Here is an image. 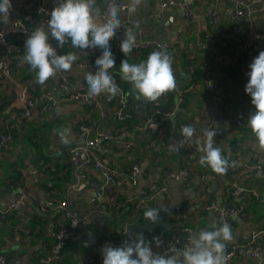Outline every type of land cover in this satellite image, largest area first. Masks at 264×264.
<instances>
[{
  "label": "crops",
  "instance_id": "1",
  "mask_svg": "<svg viewBox=\"0 0 264 264\" xmlns=\"http://www.w3.org/2000/svg\"><path fill=\"white\" fill-rule=\"evenodd\" d=\"M107 1L95 0L99 14ZM116 1L130 3V0ZM236 1H199L192 8L196 17L194 21L179 7L162 9L160 0H141L137 11L129 15L119 12L121 27L127 22L136 41L174 42L181 39L182 42V46L176 45L166 51L172 57L177 87L161 96L162 108L175 106L176 94L181 87L194 85V89L185 95L184 102L174 116L159 122L155 131L143 129L144 118L155 102L137 100L132 85L123 81L120 75L122 60L127 58L129 63L138 64L145 61L153 51L141 50L127 57L124 54H114L115 67L110 73L123 91L128 93L133 118L123 122L110 118L101 122L98 113L81 102L63 103L50 113L39 116V105L27 109L16 100L17 86H36L39 92H43L57 88L60 78H66L73 86H78L86 83L85 74L89 73L76 66V62L82 58L83 50L73 48L70 43V46L66 44L56 50L59 55L78 52L80 56L71 70L59 71L55 77L40 85L35 82V72L20 59L26 52L24 46L27 38L21 40L23 52L14 59L11 79L4 83L0 94V103H3L0 133L3 132L6 117H15L12 121L13 140L6 153L0 157V202L12 200L16 196L17 187H25L28 196L24 212L14 213L6 219L0 218V256L5 259V264H38L40 259L50 253L53 245L52 233L56 227L66 225V222L58 209L49 208L42 213L38 210L37 203H47L49 200L58 202L67 196L74 208L88 216L89 222L85 229L67 243L60 264H103V246L100 245L102 241L115 240L118 247L126 240L139 238L138 233H127L125 226L140 212L136 214L130 209L124 212L115 211L111 201L114 198L131 201L142 199L141 191L151 193L156 187H164L166 192L158 193L147 205L150 208H168L167 212L161 210L159 215L164 216L166 223L182 225L169 232L156 230L154 235L146 234L144 239L152 243L156 252L159 247L154 238L168 239L176 232L185 230L190 242V237L195 232L201 229L211 231L213 224L219 226L217 212L208 207L211 204L219 207L226 201L230 205L239 204L238 200L231 202L226 199V191L232 187H243L256 189L259 197L246 201L244 213L230 219L233 239L229 242L246 245L251 240L252 233L258 232L255 244L260 256L264 257V150L258 146L247 120L242 127H237L234 123L237 113L244 112L249 117L255 111L250 95L244 90L252 58L245 55L238 45L250 42L264 47V4L256 8L249 18H233ZM37 2L11 0L10 15L0 25L7 26L17 21L21 12L33 14ZM59 3L60 0L56 5L50 7L48 4L47 7L52 10ZM212 14L217 19L215 25L210 21ZM216 29L221 31L216 39L202 41L204 35L214 34ZM34 30L35 27L31 32ZM115 37L118 42L125 38L122 28L117 30ZM200 40L202 46L197 44ZM223 42L226 47L221 48L220 52L226 57L222 63H216L213 61L212 50ZM50 43L54 47L57 45L54 41ZM204 61L210 64L209 69H203ZM218 65L227 68L234 75L226 83H222L223 76L215 77L216 89L211 93L206 89L205 81ZM194 70L204 72L203 81H194L195 78L191 76ZM111 102L107 94L102 95V104L105 107H111ZM216 109H221L223 121H218ZM81 124L88 127L87 133H81ZM186 125L196 130L190 140L191 150L171 151L169 145L177 144L181 129ZM122 127L127 132L125 139L133 144L132 149L126 153L117 144ZM65 128L70 129V143L67 145L61 143L59 136V132ZM205 130L217 131V136L214 137L215 146L221 149L222 156L228 163L235 162V168L230 174L216 173L209 166L201 165L200 158L203 153L198 149L205 140ZM99 131L105 133L104 141L100 146L91 149V152L97 159L115 168L122 179L121 183L106 184L104 175L94 169L90 159L86 164V173L92 184L80 191L69 190L74 180L73 167L65 169L63 163L70 160L67 156L70 148L84 145L87 140L94 139ZM238 143L241 145L240 157L235 155ZM135 163L139 165V170L135 176L137 183L133 185L129 175ZM182 168L190 172L188 181L167 177L168 172ZM95 184L104 185V194L100 202L93 205L91 201L95 195ZM145 221L147 220L143 222ZM257 263L241 249L228 264Z\"/></svg>",
  "mask_w": 264,
  "mask_h": 264
},
{
  "label": "built area",
  "instance_id": "2",
  "mask_svg": "<svg viewBox=\"0 0 264 264\" xmlns=\"http://www.w3.org/2000/svg\"><path fill=\"white\" fill-rule=\"evenodd\" d=\"M37 4L34 8L33 14L21 12L19 14L18 20L12 22L7 26L0 25V94L1 89L8 80L11 79V72L13 68L14 59L17 56H20L23 52L22 41L26 39L28 35L31 34L33 27L41 26L47 31V21L50 19L49 13L51 12L52 6L58 3V0H37ZM202 0H160V5L162 9L168 7H179L184 14L191 20H195V15L192 11L193 6ZM51 5L47 7V5ZM234 11L232 13L233 18H249L252 13L260 5L264 4V0H237L234 3ZM115 6L119 12L129 15L131 12L128 11V3L118 2L116 0H108L105 4L104 9L97 17V23H103L107 19V13L110 7ZM216 16L211 15L210 21L213 25L216 23ZM122 30L124 32L130 31L129 25L127 22L122 24ZM220 29H216L214 34H206L203 36L206 41H212L220 35ZM50 41L56 42L53 38H50ZM202 41L197 42L198 45L202 46ZM57 43V42H56ZM111 51L114 49L120 48V42L116 41L114 37L110 42ZM182 46L181 39L174 42L169 41H136V44L130 54L137 53L141 50H151V51H167L174 48L175 46ZM226 43L223 42L218 47H214L212 50L213 61L216 63H222L226 55L220 52L221 48H225ZM241 51L253 59L259 54L260 51L264 50L263 45H255L250 42H244L238 45ZM121 51V50H120ZM122 53V52H121ZM102 54V50L98 47L95 49L89 48L83 50L82 58L76 62V66L79 69H84L88 72L95 73L96 65L95 60ZM123 54V53H122ZM209 63L204 61L202 67L209 69ZM173 68V67H172ZM174 75L176 71L173 68ZM227 68L220 67L219 65L215 67L210 77L205 81L206 89L213 93L216 89L215 77L223 76L224 80L222 83H226L228 79L233 76ZM116 84L119 88V92L115 97L111 98V107L107 108L102 104V95L97 97L88 96V85L86 83H81L78 86H73L66 78H60V82L55 89L45 90L39 92L36 86L30 88L19 87L17 86L16 100H18L24 108H31L33 106L39 105V116H42L46 113H50L55 108L63 103L70 102H81L86 105H89L93 108L94 111L98 113L99 119L101 122L107 121L110 118L114 120L123 122L127 119H132L133 116L130 113L131 104L127 101V95L121 88V85L118 81ZM194 89V85L189 86L185 89H181L176 94V104L171 110L163 111L161 107V97L155 103L152 104L150 110L147 112L144 118V128L150 130H156L159 126L157 119L173 117L176 113V110L184 102L185 95ZM58 92V94H57ZM109 109V110H108ZM26 111V110H25ZM28 110L26 111V113ZM216 115L218 121H223L224 117L222 115L221 109H216ZM23 117H25L23 115ZM14 115H8L4 120L3 132L0 133V157H2L9 148L10 143L13 140V131L14 126L12 121L14 120ZM248 115L244 112H239L234 118V123L237 127H242L247 120ZM156 125V127H155ZM209 129V128H207ZM81 133H87L88 127L81 124L80 126ZM125 127L120 128L119 137L120 140L117 142L118 148L122 151H127L132 149V142L125 139L126 136ZM196 134V130H195ZM105 138V133L99 131L94 139L87 140L84 145L71 147L69 150L71 156V163L73 167V176L74 180L71 183L69 190H83L86 186L92 184L91 178L86 173V164L92 159V166L95 170H98L104 175L105 183L109 185L120 184L122 179L120 178L119 173L112 166L106 164L100 159H97L94 154L91 152V149L101 145L102 140ZM153 142V141H152ZM151 145V144H150ZM147 145V147H150ZM190 140L185 141L182 135L179 136L178 142L176 144V152L188 151L191 150ZM76 153H82L86 157V161L80 163V157H75ZM236 157L241 156V145L237 144L235 150ZM88 161V162H87ZM235 168V162H230L227 164L226 174H230ZM139 170V165L136 163L132 165L131 173L129 175V180L133 185H136V173ZM34 174L36 172L34 171ZM167 177L172 180H185L190 179V172L187 169H179L176 171H171L167 173ZM94 197L92 199L93 205L100 202L104 194V185H93ZM166 189L164 187H156L153 192L149 193L146 191H141L142 199L124 200L114 198L111 201V206L115 211L124 212L130 209L134 213L144 212L147 208H150L147 203L152 202L158 193H165ZM27 191L25 187H17L16 196L9 201L0 202V218L6 219L8 216L14 213H22L26 210V199ZM259 193L256 189L248 188H239L232 187L226 191V199L232 201L238 200L239 204L230 205L227 201L217 207L214 204H211L208 209L215 210L219 219V226L223 222H227L230 226V219L236 218L244 213V203L250 199H257ZM37 208L40 212L44 213L49 208L58 209L63 215L66 225H61L55 228V231L52 233L53 245L50 249V253L46 257L40 259L38 264H60L62 260V252L67 243L76 237L82 229H85L88 225L89 218L87 215L80 213L74 206L70 198L67 196L64 200L54 202L49 200L46 202H38ZM142 212V213H143ZM143 215V214H142ZM232 229V226H231ZM187 231H180L173 234L170 238L165 239L158 237L160 241L159 251L156 252L153 249L152 243L151 247L154 253L157 254H172L168 248L170 245L173 247L183 250L187 245H189V237L186 233ZM258 232H253L251 240L246 245L232 244L230 242L226 243L225 255L228 257L227 264L236 257L238 252L241 249H244L245 253L251 258L256 260L257 264H264V257H261L259 251L255 244V238L257 237ZM106 244H111L114 247H117V241L115 240H104L100 245L105 246ZM0 264H5V259L0 256Z\"/></svg>",
  "mask_w": 264,
  "mask_h": 264
},
{
  "label": "clouds",
  "instance_id": "3",
  "mask_svg": "<svg viewBox=\"0 0 264 264\" xmlns=\"http://www.w3.org/2000/svg\"><path fill=\"white\" fill-rule=\"evenodd\" d=\"M140 3L141 0H130L128 11L135 13ZM11 9V0H0V22L8 19ZM49 15L48 30L45 31L41 26L35 27L27 36L24 46L26 52L20 57L22 62L35 72V82L44 85L50 78L55 77L57 72L71 70L80 56L78 52L59 55L56 50L57 47L63 48L70 41L71 46L77 50L97 47L102 50V54L95 60V73L85 74L88 96L107 94L109 99L115 97L119 88L110 73L115 67V57L109 42L121 28L119 10L115 6L110 7L105 22L97 23L99 9L95 7V0H60L59 5L55 6ZM124 37L120 50L127 57L136 44V37L131 31L124 32ZM50 38L57 42L56 47L50 43ZM249 68L248 82L244 90L250 95L255 111L247 119L248 127L260 149L264 150V50L253 59ZM120 75L123 81L132 85L135 98L143 99L145 103L155 102L177 87L172 57L166 51H153L145 61L138 64L129 63L127 58L122 60ZM194 133L195 129L189 125L181 129L185 141L191 140ZM69 135L70 129H62L59 132L61 143L69 144ZM216 136L217 131H204L205 140L198 149L203 153L200 163L209 166L216 173H224L228 162L222 156L221 149L215 146ZM169 146L171 151L176 150V143ZM161 210L167 212L168 208H147L143 212L144 220L157 222ZM212 227L211 231L201 229L192 234L189 245L183 250L170 245V255L154 253L151 242L146 241L142 235L132 241L126 240L118 247L106 244L101 249L103 264H227L225 242L233 239L231 226L223 222L220 226L213 224ZM154 239L159 247V239Z\"/></svg>",
  "mask_w": 264,
  "mask_h": 264
},
{
  "label": "water",
  "instance_id": "4",
  "mask_svg": "<svg viewBox=\"0 0 264 264\" xmlns=\"http://www.w3.org/2000/svg\"><path fill=\"white\" fill-rule=\"evenodd\" d=\"M75 157L81 158L80 163L86 161V157L82 153H76ZM143 219L144 218L142 214H138L131 223L126 224L125 231L127 233H138L145 238L146 234L154 235L156 230H164L169 232L172 229L182 226L181 223H166L162 214L159 215V219L155 223H150V221L143 222Z\"/></svg>",
  "mask_w": 264,
  "mask_h": 264
},
{
  "label": "trees",
  "instance_id": "5",
  "mask_svg": "<svg viewBox=\"0 0 264 264\" xmlns=\"http://www.w3.org/2000/svg\"><path fill=\"white\" fill-rule=\"evenodd\" d=\"M70 41L68 42V43H66V44H68V46H70ZM65 44V45H66ZM64 50H66V49H64ZM145 51V50H144ZM147 51V50H146ZM149 51V50H148ZM112 53H113V55L114 54H116V53H119V54H121V55H123L122 53H121V51H120V48H117L116 47V49H114L113 51H112ZM202 69V68H201ZM203 69H205V68H203ZM202 69V70H203ZM204 71V70H203ZM203 71H201V70H194V72L191 74V76H192V78H195L194 79V81H203L204 80V72ZM184 77V76H183ZM184 81H185V77H184ZM192 84V83H191ZM189 86H192V85H187V86H184V87H181V89H185V88H187V87H189ZM125 92V91H124ZM125 94L127 95V101L131 104V101H130V98H129V95H128V93H126L125 92ZM182 105V104H181ZM180 105V106H181ZM91 110H93V108L91 107V106H89V105H87ZM163 111H168V110H171L173 107H171V105L170 106H168V108H162V104H161V107H160ZM3 110V103H0V112ZM130 113H131V111H130ZM164 119L165 118H160V119H157V121L158 122H162V121H164ZM104 141V139L102 140V142ZM129 150H127V151H125V153L126 152H128ZM69 155H67V156H69V158H70V160L68 161H66V162H64L63 163V166L65 167V169H69V167L71 166L72 167V163H71V156H70V153H68ZM70 174V171L68 172V175ZM143 212V211H142ZM142 212H140V214H143ZM65 248V247H64Z\"/></svg>",
  "mask_w": 264,
  "mask_h": 264
}]
</instances>
